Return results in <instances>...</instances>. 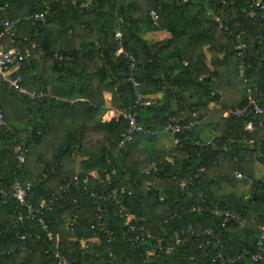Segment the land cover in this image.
<instances>
[{"label":"trees","instance_id":"1","mask_svg":"<svg viewBox=\"0 0 264 264\" xmlns=\"http://www.w3.org/2000/svg\"><path fill=\"white\" fill-rule=\"evenodd\" d=\"M5 1L9 5L1 12L2 17L21 18L18 35L37 40L48 52L55 49L69 52L72 59L59 63L52 57L34 55L20 71L28 90L47 93L41 100L18 93L0 78V108L5 122L18 123L14 119V112H18L31 127L21 130L11 125L13 132L9 133L0 125V186L7 188L15 179L22 183L32 181L26 201L36 207L40 200L58 193L75 174L83 176V172L97 170L100 177H89L85 188L71 185L51 209L37 213L34 218L24 217L18 227L13 225L18 214L27 213L26 205L12 197L0 201V264H55L54 244L59 245L67 258L80 261L86 257L91 264H191L208 261L219 250L235 254L243 248H255L260 225L264 223V185L256 180L249 198L222 189L224 184L234 187L240 181L234 175L235 170L247 174L246 157L264 164V116H260L263 126L253 134L261 142L259 149L241 141L247 133L244 118L222 117L224 109L244 104L242 88L249 84L257 88L254 93L264 101V23L259 16H250V0H234L224 20L234 33L245 30L251 38L255 33L263 35L261 44L248 50L251 82H244L238 75L234 35L217 25L214 12L220 0H91L87 6L81 5L85 0ZM46 5L49 6L46 22L24 19ZM152 8L159 11L156 22L149 15ZM118 29L123 34L124 48L137 57L134 75L139 92L148 97L162 90L164 98L161 105L146 109L145 118L138 117L149 133L134 134L121 148L117 143L125 131V120L118 116L102 121L105 99L95 96L100 90L110 91L115 108L134 102V91L127 80V58L124 53H117L118 45L113 38ZM160 29L168 31L170 37L155 43L143 39V32ZM206 45L212 69L204 61ZM38 59H43L44 68L36 76L33 67ZM217 87L223 95L220 109L214 111L212 119L219 131L214 138L218 149L201 145V131L209 116L207 105L219 99L212 94ZM74 91L80 96L71 103ZM171 116L183 123L198 118L200 123L179 134L181 143L173 147L169 161L153 162L155 165L148 169L149 163L141 164L135 155L137 149L143 142L149 143ZM19 143L28 149L20 166L14 151ZM75 151L84 156L80 173L73 171ZM200 164H205L206 170L192 178ZM152 176L157 179V186H145ZM122 185L126 190L122 199L136 216L133 222L150 227L153 235L162 239V245L172 243L175 231L182 226L192 225L194 233L168 253L157 249L153 239L135 246L126 231V218L113 203L102 202L105 209L102 219L114 237L110 243L114 256H109L105 234L90 229L98 215L93 194ZM202 200L209 206L234 208L241 219L222 225V220L212 214L183 213L184 208ZM174 211L180 216L169 218ZM39 216L47 224L52 239L46 236ZM208 228L219 241L212 239L199 249L198 240L210 238L204 232ZM17 233L25 237L23 248L19 246ZM91 237L99 239L87 241V249L84 248V241ZM84 250H87L85 257ZM152 250L154 253L150 254ZM236 264L248 263L241 260ZM258 264H264V259Z\"/></svg>","mask_w":264,"mask_h":264},{"label":"built area","instance_id":"2","mask_svg":"<svg viewBox=\"0 0 264 264\" xmlns=\"http://www.w3.org/2000/svg\"><path fill=\"white\" fill-rule=\"evenodd\" d=\"M233 3L234 0H220V4L214 14L218 27L224 32L234 35L235 37V43L233 48L238 58L237 70L239 77L244 82H251V79H249L248 72L250 68V64L248 63V50L256 44H261L263 35L255 33L253 38H251V36L245 30H240L236 33L230 31L228 24L224 20V16H229ZM8 5L9 4L7 1L4 2V0H0V78L3 80L6 86L12 88L18 93L25 95L31 99L41 100L46 96L47 93L45 91L28 90L23 84L24 79L20 71L30 64L31 59L34 55H36L38 58L52 57L56 59L59 63L66 60H71L72 55L69 52H62L58 49H55L52 52H48L47 48L45 46H41L37 40L31 39L26 35H18L17 26L21 21V18L10 19L8 17H2L1 15V12L5 11ZM81 5L87 6V3L85 2V4L82 3ZM249 5L251 6L250 16L252 18H256L257 16H259V18L264 23V0H250ZM208 13L210 14L212 13V11H208ZM48 14L49 6L46 5L45 8L42 10L32 11L30 14L24 17V19L32 22L44 23L47 20ZM149 15L152 20L156 22L159 18L158 9H150ZM122 37L123 34L120 29L116 30L113 34V38L116 40L118 45L117 53H124L127 58V80L132 85L135 99L132 104L126 107L111 110L112 119H116L118 118V116H121L126 122L125 131L122 133L121 138L117 143V147L119 148L123 147L124 145H126L127 142L131 141L133 139L134 134L139 132L149 133V130L144 128V126L138 119L139 110L141 108H150L155 104L150 99L145 98L138 90L139 82L137 81L134 75L136 70L137 57L132 51L126 50L124 48L122 43ZM254 88L257 89L255 86L249 84V87L247 88L244 97V104L242 106L229 107L224 109L222 111V117L244 118V130L247 133L242 136L241 141L248 142L249 145L255 144V147L259 149L261 142L255 140L253 134H255L263 126V121L260 116H264V101L261 99L260 96L254 93ZM212 94H217L219 96V102L222 100V95L218 89L215 88L214 90H212ZM55 98L58 99V97ZM199 123L200 119L198 118L183 123L176 116H171L165 120L163 128L173 135L174 146H179L181 143V138L179 137V134L184 130H191L194 126L198 125ZM0 125L5 126L9 133L13 132V128L11 127V125L5 122L1 108ZM214 138V136L209 137L205 141H202L201 145H210L218 149L217 145H215L214 143ZM14 151L17 163L20 166L25 162L28 149L22 143H19L15 146ZM254 155L257 156L258 152L255 151ZM154 165L155 163L152 162L148 166V169ZM148 169L146 170V172H149ZM205 170V164H200L199 168L197 169L196 173L192 176V178H197L199 174L203 173ZM112 173L115 174L116 171L113 170ZM234 175L238 180L246 182L250 186L256 181L249 174L242 173L238 170L234 171ZM89 177L98 179L100 177V174L97 170L83 172V176H81L80 174H75L72 179L65 184V186L60 187L58 193H53L48 199L40 200L38 206L36 207L32 205V203L26 201V196L32 188L33 182L27 181L25 183H22L20 180L15 179L10 183L7 188L0 186V201L5 202L8 197H12L26 205L27 213L25 215L22 213L18 214L17 221L13 225L14 227H18V222L23 221L24 217L34 218L36 217L37 213L42 214L44 210L51 209L52 204L57 199L62 198V196L65 195L71 185L75 186L76 188H85L88 185ZM259 180L264 185V176ZM184 182L185 181H182L181 184H184ZM124 190V185L120 187L111 186L103 191L96 192L93 194V198L95 199L98 205V215L96 223L91 224L90 229H98L105 234V237L107 238V243L109 244V256H114L110 248V243L114 240V237L112 236V232L106 227L105 221L102 219V212L105 211V209H103L101 206L102 202L113 203L114 206L118 208L120 214L124 218H126V231L130 235L129 240L133 244H135V246H139L140 244H143L153 239L157 243V249H160L161 252L168 253L170 251L172 252L174 249L176 250L177 246L186 242L188 235L194 233V228L192 225L182 226L178 229V231H175L172 243H166L162 245V239L155 237L150 227L142 223L133 222L136 219V216L134 213L131 212L130 207L125 204L122 199L121 194L124 192ZM191 212H203L206 214L215 215L222 220V225L229 221H237L241 219L238 210L234 208H223L220 206H209L203 200L201 203L183 209L184 214ZM178 215L180 216V213L174 211L172 214L169 215V218H173ZM38 220L41 223L42 228L45 230L48 239H52V233L48 230L47 224L45 223L44 219L39 216ZM69 225H72V221L69 222ZM204 232L210 238H206L205 240L199 239L197 245L199 249H203L205 245H209L212 239H216L217 241H219V239L216 238L211 229H205ZM16 237L20 240V248H23V240L25 238L24 235L21 233H17ZM35 237H38V235L36 234ZM93 238H95L97 241L99 239L98 237L88 238L84 241V248L87 249L86 242L91 241ZM52 253L55 264H91V262L84 255L87 253V250H84V252L82 253L85 258L81 259L80 261H74L67 258L62 253L58 244H54V246L52 247ZM149 253L153 254L154 250L149 251ZM263 259L264 223L260 225V231L256 238L255 248L253 250L243 248L235 254H227L219 250L214 255H212L208 261H201L200 263L194 262L191 264H236L241 260L246 261L248 264H258Z\"/></svg>","mask_w":264,"mask_h":264},{"label":"crops","instance_id":"3","mask_svg":"<svg viewBox=\"0 0 264 264\" xmlns=\"http://www.w3.org/2000/svg\"><path fill=\"white\" fill-rule=\"evenodd\" d=\"M86 1L90 2L91 0H85V2ZM142 37L145 41L149 43H155V42H159L162 40H166L167 38L170 37V34L168 31L164 29H160V30L145 31L142 33ZM204 54H205L204 61L206 65L209 67V69H212V66L210 64L211 55L207 49V45L204 47ZM33 68H34L33 72L35 73V75L39 76L44 68L43 59H38L36 61V67H33ZM247 88L248 87L242 88L243 96H241V99L245 97ZM216 89L219 90L218 87ZM219 92L222 95V92L220 90ZM79 96H80L79 93L77 91H74L72 94V98H70V102L73 103L75 100L79 98ZM95 96L100 97V98H102L101 96H103L105 99V104H104L103 110L100 115L101 120L108 121L112 119L111 110H116L117 108L113 107L111 104V97H112L111 92L108 90H103V91L100 90V92H98L97 95ZM144 97H147V96H144ZM147 98L153 101L155 104L161 105L164 101L163 91L161 90V91H157L156 93L149 94ZM222 98H223V95H222ZM207 106L209 109V116L207 117L204 128L201 131L202 141H205L211 136L216 137L217 135H219V131L217 128V122L212 119H213L214 111H218L220 109V102L211 101L208 103ZM146 109L148 108H141V110H139L140 118H145V116L147 115ZM139 147L140 148L137 149V152L135 155L139 159H141L140 161H141V164L143 165L145 161L148 162L149 165L152 162H156V161L157 162H161L164 160L169 161V154L171 153L174 147L173 135L169 131L163 128L156 132L154 138L151 139L149 143L143 142L141 146ZM244 168L247 171V174L250 173L251 174L250 176H252L255 180H259L260 178L264 176V164L258 159L251 160L249 157H246L244 160ZM222 189H223V192H226V193L231 192V193H234L236 196H242L244 198H247L248 196L250 197L251 195V186L248 183L243 182V181H238V183L234 187L224 184ZM91 241L96 242L97 240L93 238Z\"/></svg>","mask_w":264,"mask_h":264},{"label":"rangeland","instance_id":"4","mask_svg":"<svg viewBox=\"0 0 264 264\" xmlns=\"http://www.w3.org/2000/svg\"><path fill=\"white\" fill-rule=\"evenodd\" d=\"M84 4H85V2H83ZM86 3L88 4L89 2H87L86 1ZM30 88H32L33 86H29ZM241 96H243V92H242V95ZM14 119L19 123V125H16V124H18V123H16L15 125L12 123V122H10V124L13 126V127H17V128H19V129H26L27 128V130H30L31 129V127H29L27 124H25L24 122H23V118H22V116H21V114L20 113H18V112H14ZM84 156H82L79 152H77V151H75L74 152V155H73V158H74V167H73V171L75 172V173H80V172H82V168H81V160H79V159H81V158H83ZM153 160V159H152ZM157 160V159H156ZM157 179H155L154 178V176H152V177H150V180L149 181H147L146 183H145V186H157ZM68 220V217H65V222Z\"/></svg>","mask_w":264,"mask_h":264}]
</instances>
